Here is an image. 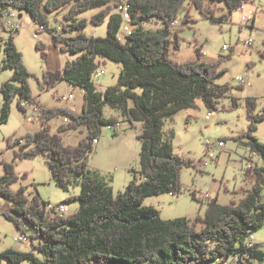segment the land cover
<instances>
[{"label": "trees", "instance_id": "trees-1", "mask_svg": "<svg viewBox=\"0 0 264 264\" xmlns=\"http://www.w3.org/2000/svg\"><path fill=\"white\" fill-rule=\"evenodd\" d=\"M131 5L132 34L119 39L124 21L115 12L109 0H0V28L9 36L0 43V127L9 121L12 105L27 113L22 103L38 107L42 129L24 136L8 139V148L15 160L43 157L51 171L52 181L69 191L80 186L81 192L65 203L77 202L73 214L59 217L50 203L34 195H26V188L16 192L10 187L27 175L17 176L13 163H4L5 175L0 177V196L13 203L12 211L23 218L35 235L28 236L37 253L14 249L0 252V262L10 264H221L241 254L240 264H264V248L246 243L264 229V145L254 136L255 123L264 122V114L253 115L255 99H248V132L235 138L248 139L251 151L262 165L246 168L244 176L250 188H242L239 201L210 203L205 217L191 220L185 217L164 220L154 206H144L151 196L182 194V170L197 163L174 153L172 136L164 131V122L183 110L197 109L199 102L209 111L216 110L220 100L230 90L220 86L216 79L220 68L231 56L218 61L202 59L175 62L170 47L179 49V33L173 23L184 12L182 23L190 21L192 9L214 22L223 23L248 0H127ZM222 2L228 13L217 16L208 3ZM98 9L90 20L80 15ZM26 12L33 21L53 34L55 47L62 53L79 55L63 69L45 71L41 90H48L60 82L83 90L82 112L65 107H46L34 96L30 80L36 76L28 71L23 53L14 40L16 34L6 30L7 11ZM64 12L67 35H59L51 28L49 15ZM108 21L104 38L89 37L84 29L91 22L103 25ZM65 22H70L67 25ZM161 22L162 28L146 30V24ZM37 50L46 59V46L40 42ZM100 60L113 61L121 66L118 84L104 92L97 89L94 74L100 69ZM9 70L10 80L1 82V74ZM234 107L237 106L233 100ZM109 107L120 112L131 126L141 125L137 135L141 143L138 169H131L133 179L124 191L114 195L111 186L99 179L88 167L105 128L115 127L116 119L105 116ZM68 118L53 133L52 120ZM79 131L84 138L75 146L65 144L63 135ZM116 136V134L114 135ZM13 160V162L15 161ZM7 219L26 233L20 218L3 213Z\"/></svg>", "mask_w": 264, "mask_h": 264}, {"label": "rangeland", "instance_id": "rangeland-1", "mask_svg": "<svg viewBox=\"0 0 264 264\" xmlns=\"http://www.w3.org/2000/svg\"><path fill=\"white\" fill-rule=\"evenodd\" d=\"M109 1L115 6L122 0ZM249 3L248 7L254 10L256 16L252 27L241 24L240 12H234L221 23L212 21L194 8L189 20L195 23H182L184 12L179 19L177 29H183L179 33L181 45L179 49H175L173 45L170 47L171 58L177 63L198 60V49L202 53V59L207 62L231 56L229 60L223 62L220 68L221 75L216 79L217 84L228 85L230 90L226 97L220 100L216 110L209 111L200 101L197 109L183 110L174 118L164 122V131L173 139L174 153L187 161L197 163L196 167H186L182 170L181 195L165 194L151 196L145 200L144 206L156 207L164 220L181 217L193 220L198 215L204 218L213 201L220 204L239 201L243 197L241 189L250 188L244 176L248 160L250 159L254 166L262 165V160L258 156L250 157L252 151L248 139L235 141V138L245 135L249 130L251 121L248 118V99L256 100L253 115L264 114V0H251ZM208 5L216 10L218 17L228 13L227 7L222 2H212ZM97 12H99L98 9L84 12L80 18L90 20ZM21 21L22 28L15 35L14 42L23 53L24 65L36 76L30 80L34 96L46 107H65L77 113L82 112L84 96L81 88H69L67 82H60L48 90H41L39 87L40 83H43L45 71L63 69L67 63L73 62L79 55L70 52L62 53L55 47L53 34L38 30L26 12H22ZM49 21L51 28L63 25L64 12L50 14ZM107 22L102 26L90 22L84 29L85 35L106 37ZM145 26L146 30L162 28L161 22H153ZM8 36L9 33L0 28V43ZM248 40L253 42V47L246 49L244 43ZM39 42L46 46L48 53L46 59L41 57V52L36 48ZM224 46H228V49L224 50ZM98 61H100L99 73H102L99 77H94V82L97 89L104 92L107 88L118 84L121 66L109 60L98 59ZM11 77L12 73L9 70L4 71L1 74V82L4 83ZM240 79L244 80L243 84ZM71 95L73 97L70 99ZM2 100L3 97L0 96V102ZM233 100L237 102L236 107L233 105ZM104 113L106 117L116 119L121 124L119 127L121 129L116 136H114L116 128L104 129L90 157L88 167L99 179L108 183L113 194L117 195L124 191L133 179L130 170L139 167L141 143L137 135L141 133V125L131 126L120 112L113 111L109 107H105ZM208 114L211 115L210 120L206 119ZM67 121L65 120V123ZM62 123V119L52 120L50 122L52 132L58 131ZM255 125L254 136L264 145V122H257ZM41 129L36 105L28 108L26 114L18 109L16 103L12 105L9 121L0 127V177L6 173L4 163H13L17 176H27L25 180L20 178L10 187V191L16 192L20 187H24L29 199L36 195L51 206L64 205L65 217H67L75 212L78 203L65 202L71 196L81 192L80 186H72L69 191L58 187L52 181V174L45 163V158L15 160L13 150L8 148L9 138L24 136ZM70 134L73 137L70 138L67 133L63 135L67 145H77L78 136L84 138L80 132ZM220 142H224L223 148L219 147ZM207 195L209 198L205 197ZM12 205V202L0 196V252L9 249L34 252L38 258L42 259L28 237L35 235L34 230L26 225L20 215L13 213ZM4 212L20 218L26 233H23L13 221L7 219ZM18 237H27V243L19 242ZM253 237L257 242L264 243L262 231L253 234ZM0 264L10 263L3 259ZM22 264H30V262L26 261Z\"/></svg>", "mask_w": 264, "mask_h": 264}, {"label": "built area", "instance_id": "built-area-1", "mask_svg": "<svg viewBox=\"0 0 264 264\" xmlns=\"http://www.w3.org/2000/svg\"><path fill=\"white\" fill-rule=\"evenodd\" d=\"M249 1L248 0L245 4H243V6L237 11L241 13V17H240V21L241 24H244L246 26H254V20H255V12L253 9L249 8ZM115 12L116 14H119L123 21V28H121L120 34H119V39L121 41L125 40L127 36L132 34V18H131V5L128 3V1L122 0L120 2H118L117 5H115ZM22 16L20 15L19 12L15 11V10H10L7 11L4 15V21H5V27L6 30L9 31L11 34H18L22 28ZM33 20V19H32ZM35 26L37 27L38 30H40L41 32L46 31L45 28L43 26H40V24H37L35 21H33ZM65 24L69 25L71 24L70 22H65ZM179 25V20L175 21L173 23V27L174 29H177ZM65 25H60V26H56L54 28L55 33L59 34V35H67L66 31H65ZM37 33V32H36ZM244 47L246 49H249L251 47H253V42L251 40L245 41L244 43ZM228 46H224V50H227ZM102 73V72H101ZM99 71L95 72L94 77H99L100 74ZM240 82L243 84L244 80L240 79ZM73 96H70V99ZM22 106L25 108H30L31 104L27 101L22 103ZM211 115L208 114L206 119L210 120ZM65 120H68V118H63V122H65ZM69 121V120H68ZM120 124H117L114 128H119ZM99 141L95 140V144L98 145ZM219 147H224V142H220L219 143ZM250 157H257V155L253 152H251V156ZM255 167L253 162L249 159L248 163H247V168H253ZM206 198H209V195L205 196ZM55 212L59 217H63V214L66 215V210H65V206H59L55 208ZM264 234V229L261 230ZM19 242L21 243H27V237H23V238H19L18 237ZM256 244H260L261 246H264V243H259L256 241L255 237H250L248 239V242L246 243V248L252 249L255 247ZM241 254H236L234 257H231L230 259L228 258L225 261H222L221 264H240V260H241Z\"/></svg>", "mask_w": 264, "mask_h": 264}, {"label": "crops", "instance_id": "crops-1", "mask_svg": "<svg viewBox=\"0 0 264 264\" xmlns=\"http://www.w3.org/2000/svg\"><path fill=\"white\" fill-rule=\"evenodd\" d=\"M250 2V1H249ZM250 4V3H249ZM181 18V17H180ZM69 88H71L72 86H68ZM71 110V109H70ZM74 111V110H73ZM118 124H120L119 122H118ZM121 125V124H120ZM119 129H121V128H116V135H117V133L119 132ZM75 132H79V131H75ZM71 133V132H70ZM70 133H68L67 135L71 138V137H73V135H71ZM74 133V132H73ZM81 139V137L80 136H78V140H80Z\"/></svg>", "mask_w": 264, "mask_h": 264}]
</instances>
